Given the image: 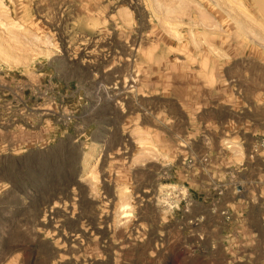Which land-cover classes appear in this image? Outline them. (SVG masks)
<instances>
[{
    "label": "rangeland",
    "instance_id": "obj_1",
    "mask_svg": "<svg viewBox=\"0 0 264 264\" xmlns=\"http://www.w3.org/2000/svg\"><path fill=\"white\" fill-rule=\"evenodd\" d=\"M16 2L0 264H264V0Z\"/></svg>",
    "mask_w": 264,
    "mask_h": 264
},
{
    "label": "bare ground",
    "instance_id": "obj_2",
    "mask_svg": "<svg viewBox=\"0 0 264 264\" xmlns=\"http://www.w3.org/2000/svg\"><path fill=\"white\" fill-rule=\"evenodd\" d=\"M12 1H13L15 4L17 3L16 0H12ZM85 1H86V0H85ZM259 1H260V0H259ZM81 2H82V1H81ZM8 3L10 4L11 2H8ZM41 3H42V2H41ZM44 4H45V3H44ZM259 4H260V2H259ZM11 5H12V4H11ZM58 6H59V5H58ZM91 10L93 11V9H91ZM89 11H90V10H89ZM92 11H91L90 13H92ZM85 13H86V12H85ZM86 15H87V14H86ZM87 16H89V15H87ZM189 44H190V43H189ZM185 50H186V49H185ZM184 52H185V51H184ZM185 53H187V52H185ZM185 53H184V54H185ZM181 54H182V53H181ZM185 55H186V54H185ZM185 55H184V56H185ZM191 61H192V60H191ZM126 83H127L126 86H127L128 89L135 88V87H134V86H135V81H134V80L131 79V80L127 81ZM132 85H133V86H132ZM125 88H126V87H125ZM125 93H126V92H125Z\"/></svg>",
    "mask_w": 264,
    "mask_h": 264
}]
</instances>
